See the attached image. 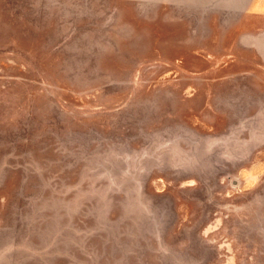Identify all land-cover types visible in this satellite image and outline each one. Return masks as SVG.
I'll list each match as a JSON object with an SVG mask.
<instances>
[{"label": "rangeland", "instance_id": "1", "mask_svg": "<svg viewBox=\"0 0 264 264\" xmlns=\"http://www.w3.org/2000/svg\"><path fill=\"white\" fill-rule=\"evenodd\" d=\"M263 36L264 0H0V264H264Z\"/></svg>", "mask_w": 264, "mask_h": 264}, {"label": "crops", "instance_id": "2", "mask_svg": "<svg viewBox=\"0 0 264 264\" xmlns=\"http://www.w3.org/2000/svg\"><path fill=\"white\" fill-rule=\"evenodd\" d=\"M251 48L257 53L258 58L264 63V36L256 41Z\"/></svg>", "mask_w": 264, "mask_h": 264}]
</instances>
